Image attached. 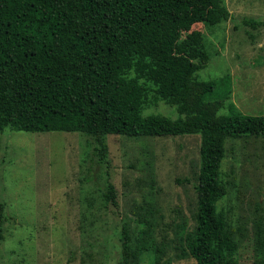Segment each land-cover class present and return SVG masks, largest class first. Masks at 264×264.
<instances>
[{
	"label": "trees",
	"instance_id": "trees-1",
	"mask_svg": "<svg viewBox=\"0 0 264 264\" xmlns=\"http://www.w3.org/2000/svg\"><path fill=\"white\" fill-rule=\"evenodd\" d=\"M231 17L225 0H0V133H82L95 138L107 167L109 135H200L195 227L183 236L185 249L197 264H236L239 245L219 209L229 193L222 178L226 143L264 138V114L239 111L227 78H198L211 54L204 33L193 30ZM243 24L264 26L253 18ZM160 102L179 117L145 115ZM117 197L110 183L105 198L117 206ZM5 209L0 202L1 218ZM124 224L120 264H138ZM256 242L263 258L260 225Z\"/></svg>",
	"mask_w": 264,
	"mask_h": 264
},
{
	"label": "rangeland",
	"instance_id": "rangeland-1",
	"mask_svg": "<svg viewBox=\"0 0 264 264\" xmlns=\"http://www.w3.org/2000/svg\"><path fill=\"white\" fill-rule=\"evenodd\" d=\"M225 1L229 21L193 27L211 54L198 78H227L239 111L264 114V26L243 24L264 22V0ZM144 112L179 117L164 102ZM106 143L109 167L99 162L95 138L82 133H0V264H120L126 221L138 264H197L183 236L195 227L201 136L109 135ZM222 178L229 193L219 209L239 245L236 264H264L256 242L258 226L264 231V138L228 140ZM110 183L117 206L105 198Z\"/></svg>",
	"mask_w": 264,
	"mask_h": 264
}]
</instances>
